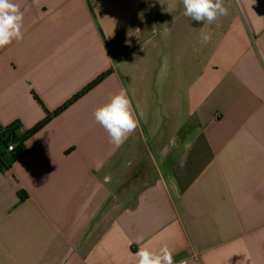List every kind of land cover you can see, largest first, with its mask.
<instances>
[{
	"label": "crops",
	"instance_id": "1",
	"mask_svg": "<svg viewBox=\"0 0 264 264\" xmlns=\"http://www.w3.org/2000/svg\"><path fill=\"white\" fill-rule=\"evenodd\" d=\"M14 2L0 134L109 74L0 170V264H136L144 245L174 264H264V0H223L212 24L181 0ZM121 89L138 127L117 148L94 112Z\"/></svg>",
	"mask_w": 264,
	"mask_h": 264
},
{
	"label": "clouds",
	"instance_id": "2",
	"mask_svg": "<svg viewBox=\"0 0 264 264\" xmlns=\"http://www.w3.org/2000/svg\"><path fill=\"white\" fill-rule=\"evenodd\" d=\"M184 16L202 24H212L219 17L226 16L228 9L223 0H181ZM23 16L19 4L14 0H0V48L10 45L14 40L23 39ZM204 43L211 40L210 33H201ZM95 121L109 136V142L119 148L138 127L132 102L128 92L121 89L109 102L94 112ZM106 181L108 178H105ZM136 264H174L173 253L165 245L156 251L147 245L138 248L134 254Z\"/></svg>",
	"mask_w": 264,
	"mask_h": 264
},
{
	"label": "trees",
	"instance_id": "3",
	"mask_svg": "<svg viewBox=\"0 0 264 264\" xmlns=\"http://www.w3.org/2000/svg\"><path fill=\"white\" fill-rule=\"evenodd\" d=\"M109 72L103 73L84 86L79 92L73 95L66 103L52 112L45 111L42 120L28 130H23L20 122L14 121L6 126L0 134V170L8 171L11 163L20 159L22 156L30 154L31 150L26 148V141L49 123L54 117L65 111L68 107L78 101L81 97L87 94L90 90L100 84ZM38 101V99L36 98ZM39 102V101H38ZM40 103V102H39ZM12 145L13 150L8 151V146ZM7 156L9 162L6 164L3 158ZM19 201H24L27 195L24 191L19 190L17 193Z\"/></svg>",
	"mask_w": 264,
	"mask_h": 264
},
{
	"label": "built area",
	"instance_id": "4",
	"mask_svg": "<svg viewBox=\"0 0 264 264\" xmlns=\"http://www.w3.org/2000/svg\"><path fill=\"white\" fill-rule=\"evenodd\" d=\"M7 150H8V151L13 150V146H12V145H9Z\"/></svg>",
	"mask_w": 264,
	"mask_h": 264
},
{
	"label": "rangeland",
	"instance_id": "5",
	"mask_svg": "<svg viewBox=\"0 0 264 264\" xmlns=\"http://www.w3.org/2000/svg\"><path fill=\"white\" fill-rule=\"evenodd\" d=\"M188 19H190V18L187 17V18H186V21H187ZM171 24H174V25H173V28H172V29H174V28L176 27V25H175L176 23L173 22V23H171Z\"/></svg>",
	"mask_w": 264,
	"mask_h": 264
}]
</instances>
